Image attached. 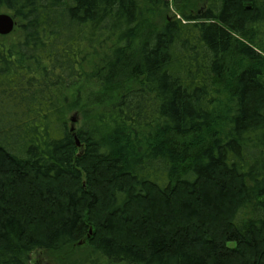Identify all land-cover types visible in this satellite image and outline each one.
<instances>
[{
  "label": "trees",
  "instance_id": "obj_1",
  "mask_svg": "<svg viewBox=\"0 0 264 264\" xmlns=\"http://www.w3.org/2000/svg\"><path fill=\"white\" fill-rule=\"evenodd\" d=\"M0 8V264H264V0Z\"/></svg>",
  "mask_w": 264,
  "mask_h": 264
},
{
  "label": "rangeland",
  "instance_id": "obj_2",
  "mask_svg": "<svg viewBox=\"0 0 264 264\" xmlns=\"http://www.w3.org/2000/svg\"><path fill=\"white\" fill-rule=\"evenodd\" d=\"M0 14L10 15L3 8H0ZM172 15H173V12L168 11L165 14H163L159 18V21L156 23L162 24L163 18L165 20V18L167 16L171 17ZM143 31H142L141 35H143ZM0 40H1V37H0ZM6 40H8V37ZM86 91L87 92L83 91L81 112H79L78 114L76 113V118H77L78 122L76 121V123L74 124L75 128L78 127L79 120H80L82 113H83L82 111H89V110L98 108L99 107L98 103H99L100 99H102L104 101V103H105V101H107L108 96L105 97V93L97 92L94 90H91V91L86 90ZM69 93L71 95V92H69ZM149 212L152 213L153 211L149 210ZM159 216H160V218L163 217L162 214ZM91 233H92V230L90 229L87 237H85L83 240H81V242H79L76 246H73L72 248H67L63 253H61L59 255H51V254L45 253L43 251H39V252L34 253L31 256L30 264H109V263H106V261H104L102 258H100L92 250L91 247H92L93 239H95V237H92V240H90ZM117 237L119 239L120 238L121 239H129L125 236L123 237V236H119V235H116V238Z\"/></svg>",
  "mask_w": 264,
  "mask_h": 264
},
{
  "label": "water",
  "instance_id": "obj_3",
  "mask_svg": "<svg viewBox=\"0 0 264 264\" xmlns=\"http://www.w3.org/2000/svg\"><path fill=\"white\" fill-rule=\"evenodd\" d=\"M15 28V21L14 19L8 14H0V36L5 37L10 35ZM77 118L72 117L70 119L71 122V132L74 131V124L76 123ZM76 145L79 146L78 141L76 140Z\"/></svg>",
  "mask_w": 264,
  "mask_h": 264
}]
</instances>
